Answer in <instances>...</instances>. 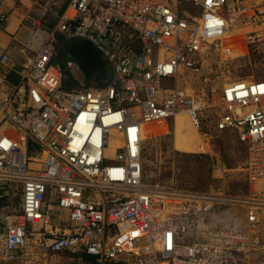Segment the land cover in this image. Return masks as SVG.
<instances>
[{"label": "built area", "instance_id": "obj_1", "mask_svg": "<svg viewBox=\"0 0 264 264\" xmlns=\"http://www.w3.org/2000/svg\"><path fill=\"white\" fill-rule=\"evenodd\" d=\"M8 18L0 13L1 28ZM26 20L43 28L33 15ZM59 34L93 48L112 73L107 87L64 88ZM261 42L264 0H71L28 65L0 54V66L20 73L0 110V198L13 183L21 193L19 211L0 222V263L45 264L51 253L79 264L261 263L264 80L238 77L234 65ZM238 46L242 55H223ZM79 66L69 62L72 72ZM190 74L201 77L200 88ZM140 122L152 137L179 123L185 136L195 132L223 186L146 183ZM224 131L246 146L238 165L245 193L224 186L232 171L219 143ZM55 207L68 213L65 227L54 224ZM231 210L236 217L223 224L219 211Z\"/></svg>", "mask_w": 264, "mask_h": 264}, {"label": "rangeland", "instance_id": "obj_2", "mask_svg": "<svg viewBox=\"0 0 264 264\" xmlns=\"http://www.w3.org/2000/svg\"><path fill=\"white\" fill-rule=\"evenodd\" d=\"M186 8H190V6L186 5ZM35 18L39 17L35 16ZM28 27L30 28V38L36 35H38L39 37L40 30L36 26H34L33 24H29ZM42 41H40L36 46H34L33 44L30 47L27 46V54H31V57H35L37 50L43 43ZM244 51V46H238L235 49H229V47H226L224 48L223 55L228 54L229 56L235 57L238 55H242ZM244 60L238 59L234 63L236 67V75L238 77H249V75L254 74L258 80H264V42L254 45L251 48L249 55ZM75 73L76 75H78V70H76ZM87 78L88 80L86 79V81L83 82L82 85L98 86L97 75L88 74ZM188 79L190 84L194 88H200L203 85V80L200 76L190 74ZM7 95L8 94H6L5 91H2V94L0 92V110L5 104V99ZM181 126L182 124L179 123L178 127ZM7 129L9 134L15 136L17 135V137L21 136V134L18 133L13 127H10V125L7 127ZM180 130L176 128L175 132L172 133V129L169 133L170 135H167L165 137H153L152 139H149L145 142L144 153L146 150L147 155L149 157L146 166V175L144 176L145 182L149 184L160 183L163 185L177 183L181 186L188 187L191 189L208 191L215 190L218 187L223 186L222 183L215 182L212 180L209 159L198 153L197 142H199V139L196 137L195 140V132H192L194 135V139H188V142L192 146L190 147V151L181 150L176 147V140L183 138L182 136H185L183 135L184 133H182ZM219 143L221 145L222 153L227 159V163L230 165V168L232 169L227 181L224 183V186L232 192H247L249 190V183L247 182V177L245 175V172L238 169L239 164L245 163V157L247 153L246 146L240 143V141L238 140L237 133L234 131H224L219 133ZM8 191L9 196L4 199V204L2 205V207H0V222L7 221L6 218L10 217V215L14 214L16 211H19L21 205V193H19L18 185L16 183L9 185ZM53 196V193L50 192L48 198L53 199ZM219 212L220 217L223 218V224H229V219L232 217L235 218L237 215L235 213V210H231L229 212ZM215 217L216 214L213 213V218ZM234 222H236L237 224L241 223V221L237 222L236 220H234ZM54 224L59 225L61 227H65L66 225H68V213L65 211H61L60 209L55 207ZM36 256L41 257V253L39 250H37ZM263 260H260L261 263L257 264H264ZM80 262L81 261L77 256L68 255L64 253H51L45 264H79ZM0 264L20 263L6 262Z\"/></svg>", "mask_w": 264, "mask_h": 264}, {"label": "crops", "instance_id": "obj_3", "mask_svg": "<svg viewBox=\"0 0 264 264\" xmlns=\"http://www.w3.org/2000/svg\"><path fill=\"white\" fill-rule=\"evenodd\" d=\"M71 0H53L46 5V0H0V13L8 14L6 26L0 27V54L8 53L13 61L24 67L28 65L33 57L27 54V46L38 45L44 41L50 28L56 25L59 18L63 15L69 6ZM66 6V8H65ZM28 15L37 16L42 22V29H39L38 35L30 38ZM50 29V30H48ZM44 38V39H43ZM42 41V42H43ZM79 62V60L77 61ZM10 64L0 66V92L5 91L10 95V85L18 82L20 73L11 71ZM78 70V75L75 71ZM75 78L83 84L87 78L85 69L75 68L73 71ZM7 76V82L5 77ZM10 84H9V83ZM7 95V96H8Z\"/></svg>", "mask_w": 264, "mask_h": 264}, {"label": "trees", "instance_id": "obj_4", "mask_svg": "<svg viewBox=\"0 0 264 264\" xmlns=\"http://www.w3.org/2000/svg\"><path fill=\"white\" fill-rule=\"evenodd\" d=\"M66 8V6H65ZM54 25L50 28L52 29ZM48 29V30H50ZM86 47H90L89 45L83 43V42H77V41H69L67 40L66 36L64 34L58 35V57L57 61L61 64L62 68L65 70L66 78L64 79L63 86L66 90L71 91L77 88H91L94 86H84L82 85L77 78H75L73 72L69 68V62L70 61H78L79 56L77 53H83V51L86 49ZM102 61V66H105V62ZM100 76L97 80V84L99 88H105L109 85V82L111 80L112 73L110 71H107V69H102L99 71ZM97 87V86H95ZM143 166H144V176L146 175L147 170V163L149 160V157L147 155V151L145 150V153L143 155ZM4 203V199L0 198V207H2ZM85 262H91L93 261V257L89 255L84 256Z\"/></svg>", "mask_w": 264, "mask_h": 264}, {"label": "bare ground", "instance_id": "obj_5", "mask_svg": "<svg viewBox=\"0 0 264 264\" xmlns=\"http://www.w3.org/2000/svg\"><path fill=\"white\" fill-rule=\"evenodd\" d=\"M252 26V25H251ZM251 26H247L246 28L247 29H249ZM257 45V44H256ZM103 69V68H102ZM101 69V70H102ZM74 71V70H73ZM100 70H98V71H96L95 73H94V75H100V72H99ZM90 79V78H89ZM94 79H95V77H94ZM118 119H120V118H118ZM178 120H181L182 122L183 121H185V118L183 117V116H181ZM112 124V123H111ZM108 125V124H107ZM134 127L135 128H137L140 132H141V134H140V145L142 146V150H141V152L143 151V153H144V148H145V142L147 141V140H149V139H152L153 137H152V127L150 126V125H146V124H144L143 122H140V123H137L136 125H134ZM182 133H183V124H182V126L181 127H177ZM171 132V131H170ZM169 132V133H170ZM169 133H167V134H169ZM184 135V134H183ZM17 136V135H16ZM183 138H181V139H177L176 140V147L177 148H179V149H181V150H191V148L190 147H192L191 145H190V143L188 142V139H190L189 137H185V136H182ZM132 141H130V139H128V137H127V142H130L131 144L132 143H135L136 142V139L135 138H133V139H131ZM142 162H143V155H142ZM4 204V203H3ZM19 206V205H18ZM12 209V208H11ZM11 211H13V210H11ZM10 211V212H11ZM7 213V212H6ZM5 213V214H6ZM7 215V214H6ZM261 227H263L264 228V223H262L261 225H260Z\"/></svg>", "mask_w": 264, "mask_h": 264}, {"label": "water", "instance_id": "obj_6", "mask_svg": "<svg viewBox=\"0 0 264 264\" xmlns=\"http://www.w3.org/2000/svg\"><path fill=\"white\" fill-rule=\"evenodd\" d=\"M79 64L82 69H85L90 74H94L103 68L102 61L92 47H86L83 53H81Z\"/></svg>", "mask_w": 264, "mask_h": 264}, {"label": "clouds", "instance_id": "obj_7", "mask_svg": "<svg viewBox=\"0 0 264 264\" xmlns=\"http://www.w3.org/2000/svg\"><path fill=\"white\" fill-rule=\"evenodd\" d=\"M8 16H9V15H8ZM5 26H6V25H5ZM5 26H4V27H5ZM38 29H39V28H38ZM35 56H36V55H35ZM33 58H35V57H33ZM32 60H33V59H32ZM32 60H31V61H32ZM76 62H77V61H76ZM79 67L82 69L81 66H79ZM87 74H90V73L87 72ZM92 75H94V74H92ZM98 76H99V75H98ZM98 78H99V77H98ZM94 87H95V86H94ZM97 87H99V86H97ZM73 256H74V255H73Z\"/></svg>", "mask_w": 264, "mask_h": 264}, {"label": "flooded vegetation", "instance_id": "obj_8", "mask_svg": "<svg viewBox=\"0 0 264 264\" xmlns=\"http://www.w3.org/2000/svg\"><path fill=\"white\" fill-rule=\"evenodd\" d=\"M77 55H78V56H80V55H81V53H77Z\"/></svg>", "mask_w": 264, "mask_h": 264}]
</instances>
